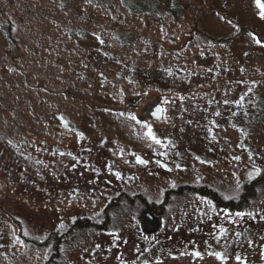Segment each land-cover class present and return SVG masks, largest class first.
Wrapping results in <instances>:
<instances>
[{
	"label": "rangeland",
	"instance_id": "rangeland-1",
	"mask_svg": "<svg viewBox=\"0 0 264 264\" xmlns=\"http://www.w3.org/2000/svg\"><path fill=\"white\" fill-rule=\"evenodd\" d=\"M148 1L155 15L122 0H0V264H219L210 251L264 264V172L247 179L245 150L264 170L260 9L256 0ZM245 93L243 109L222 103ZM157 98L163 120L144 122L166 147L126 119ZM248 115L255 125L241 122ZM146 211L162 222L151 236L140 227ZM219 226L228 235L218 242ZM193 250L203 259L181 255Z\"/></svg>",
	"mask_w": 264,
	"mask_h": 264
},
{
	"label": "snow or ice",
	"instance_id": "snow-or-ice-1",
	"mask_svg": "<svg viewBox=\"0 0 264 264\" xmlns=\"http://www.w3.org/2000/svg\"><path fill=\"white\" fill-rule=\"evenodd\" d=\"M256 6H257L258 9H260V12H259L260 18L261 19H264V3H262L261 0H256ZM250 35H252V38L256 41L257 44H261V41L255 35H253L251 33H250ZM96 39L101 44H103V40H101L100 37H96ZM261 46H264V44H262ZM169 74H171V71L170 70H169ZM129 82L131 83V81H129ZM248 91L251 92V89H248ZM246 95H247V93H245L244 95H241L239 97V99L237 101H235V102H233V101H231L229 99H224L222 103L225 106L229 107V108L235 106V107H239V108L243 109L244 108V102H245V96ZM168 102L169 101H167V100L164 101V103H168ZM208 103H209V106H211V104L213 103V101H209ZM217 103H220V102H217ZM165 111H166V109H164L162 107H157L155 109V111L152 113V115L154 117H156L157 119H160L161 118V114H163ZM213 114L215 116L219 117L221 115V111L220 110H216ZM239 114L240 113L235 112V111L232 112V115L233 116H237ZM244 114L247 115V112H244ZM120 115H124V114L121 113ZM58 119L61 121L62 125L68 131H72V128L70 127L69 122L66 121L63 116L58 117ZM126 119L129 120V121H133V122H135V124L140 125L141 128L146 129V131L143 132V137L146 138V139H148L152 143H154L156 145H159L161 147H166L167 144H171V141L170 140L167 141V142H165L164 140H162L161 138H159L156 135V133L154 132L152 125L149 124V123L144 122L141 118H138L136 115L129 113L127 115ZM210 124L212 125V127H209L208 132H209L210 135H212V138L215 139V136L213 135V128H218L219 125L216 123V121H210ZM233 126L235 127V125H233ZM238 131L241 132V135H245V133H244V131L242 129H238ZM76 135H77V138L78 139H81L82 140L84 138L82 133L77 132ZM238 146L243 148V144L242 143L240 145H238ZM245 150L248 151V158H249L250 161H252L251 170L248 173L249 178H252L254 176L261 175L262 172H264V170H262V168L256 166L255 161H254V157H253V153L251 152V150H248V149H245ZM122 152H123V150H121V154H122ZM60 155L63 156V155H65V153L61 152ZM69 155H70V153H69ZM132 155H135V154L132 153ZM159 155L160 156H166L167 153L166 152H160ZM72 158H73V160H76V157L75 156H73ZM197 159H199V158H197ZM233 159L236 160V161H239L241 159V157L240 156H235V157H233ZM135 162L137 164H141V165H143V164L146 163V161L143 160L138 155L135 156ZM157 163L160 164L161 167L165 168L168 171H171L172 170V169L168 168L166 164H163L160 161H157ZM201 163H204V161H201ZM108 167H109V169H111V165H108ZM176 167L179 169L180 168V165H177ZM115 175H116V178L117 179L120 178V173L119 172H116ZM233 175L235 176V173H233ZM239 187H240L239 178H237V189H239ZM225 199H231V197L226 196ZM206 203L209 205V207L211 208V210L213 212H216V209L214 208V206H212L211 201H206ZM222 211H223V215L224 216L229 217V221H228L229 223H235L236 222L235 220L231 219V217L233 215L232 213H230V212H228L226 210H222ZM217 214H219V213H217ZM204 215H207V213H204ZM246 215L249 216L252 219H255V217H256L257 214H254L252 212H247V213H245V212H236L235 213V216L236 217H239L241 219L243 217H245ZM208 218L211 219V216H209ZM260 219L264 220V215L260 216ZM61 227H63V225H61ZM213 227L216 228L217 225H213ZM24 235H28V233L25 232ZM227 235H228V229L226 227H224V226H219V228H218V235L216 237L217 238V241L219 242L221 239L226 238ZM235 235L237 237H239L241 235V233L236 232ZM146 239H147V237H146ZM262 239H264V238H262ZM17 242H20L19 241V238H17ZM248 243L251 244L252 241H248ZM97 248H99V245H97ZM181 255H191L195 259H203V254L200 251H198V250H193V251H191V253H189V252H183V253H181ZM208 255L214 257L219 262V264H228L229 257H228V254H227L226 251H224V252H221V251L212 252V251H210V252H208ZM262 255H264V253H262ZM235 261H236V264H247L246 260H244L239 255H237L235 257ZM143 264H148V261L145 260L143 262ZM157 264H159V262H157Z\"/></svg>",
	"mask_w": 264,
	"mask_h": 264
},
{
	"label": "water",
	"instance_id": "water-1",
	"mask_svg": "<svg viewBox=\"0 0 264 264\" xmlns=\"http://www.w3.org/2000/svg\"><path fill=\"white\" fill-rule=\"evenodd\" d=\"M136 101H137V99H131V100H129L128 104H130V105L134 104V103H136ZM157 107H162L160 98H157L155 101L148 103L142 109L139 118H141L143 121H145L146 119H149L151 121H162L164 118V113L161 114L160 119H157L156 117H154L152 115V113L155 111V109ZM249 171L247 172V179L250 181H253L255 176L252 178H249V176H248ZM140 223H141L140 224L141 231L143 232V234H145L146 236H151L160 230L162 222H161L160 217L154 216V214L151 213L150 211H146L143 214V216L141 217Z\"/></svg>",
	"mask_w": 264,
	"mask_h": 264
},
{
	"label": "trees",
	"instance_id": "trees-1",
	"mask_svg": "<svg viewBox=\"0 0 264 264\" xmlns=\"http://www.w3.org/2000/svg\"><path fill=\"white\" fill-rule=\"evenodd\" d=\"M122 4L123 6L128 10L130 11V13H135V14H139V13H142L144 11H147V12H150L152 13L153 15H155L157 12L154 11L152 9V7L155 9L158 7V5L156 4H152V2L148 1V0H122ZM152 6V7H151ZM245 118H248L249 120V123L255 125L256 124V121H253L251 116L248 115V117H244L242 119L241 122H244L245 121ZM260 120H257V123H259ZM236 127L242 129L244 128V126L242 125L241 123V126L240 125H235ZM246 129V128H245ZM263 180V179H262ZM80 221V220H79ZM63 237V236H62ZM64 240L62 242L65 243V238H61V240ZM49 242L51 244V247L53 249L57 248V246L60 245V242H59V239H58V235L57 233H52V235L50 236L49 238ZM49 259V258H48ZM53 258L51 257L50 260H47V261H50L49 263L46 261L44 264H50L53 262Z\"/></svg>",
	"mask_w": 264,
	"mask_h": 264
}]
</instances>
